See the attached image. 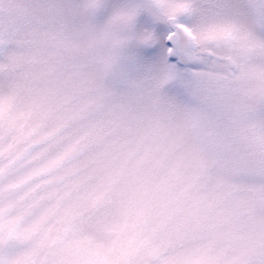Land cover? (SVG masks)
Returning <instances> with one entry per match:
<instances>
[{"label":"clouds","instance_id":"9594fccd","mask_svg":"<svg viewBox=\"0 0 264 264\" xmlns=\"http://www.w3.org/2000/svg\"><path fill=\"white\" fill-rule=\"evenodd\" d=\"M84 4L0 0V168L22 150L21 124L45 133L87 108L114 132L85 160L110 152L107 173L127 160L125 170L85 210L107 175L89 170L55 211V201L29 207L14 190L19 172L0 181V222L18 217L22 233L39 222L33 240L73 226L86 254L111 253L104 264H188L193 253L194 264H264V0H101L94 12ZM162 36L196 59H149ZM45 93L64 103L42 120L29 109ZM153 138L145 158L138 145ZM160 236L173 246L157 254L146 240Z\"/></svg>","mask_w":264,"mask_h":264},{"label":"snow or ice","instance_id":"6c2138e0","mask_svg":"<svg viewBox=\"0 0 264 264\" xmlns=\"http://www.w3.org/2000/svg\"><path fill=\"white\" fill-rule=\"evenodd\" d=\"M85 10L94 12L101 7V0H85ZM146 56L149 59H165L171 64H181L185 60H195L191 48L181 45L173 39L165 40L161 37L160 43L148 50ZM264 78V74H261ZM14 97H9L5 103L11 104ZM64 101L55 100L45 93L35 98L29 112L33 110L47 120L54 112L60 110ZM114 129L109 125L93 123L87 108L67 114L55 128L42 133L39 129L25 130L21 124L17 128V140L22 142V150H19L10 159L6 169L0 168V181L7 180L10 176L19 172H25V178L14 186L16 192L23 193V199L29 202L30 208H38L41 202L55 201L50 211H55L66 196L78 192L80 185L86 179L89 170L92 173H107L109 167H114L115 158L110 152L97 154L95 157L85 160L86 154L94 144L103 142L108 136L113 135ZM157 129L151 135H161ZM155 139L145 140L138 145L142 148L144 157L150 158L155 150ZM134 153H130V156ZM127 160L121 162L120 170L116 176L107 173L106 177L98 184L95 195L90 199L84 209L95 207L117 181V177L125 170ZM80 207V205H77ZM148 207L140 211H147ZM47 215V213H46ZM3 212L0 211V218ZM18 217L0 222V236L7 233L6 239H0V264H12V259L22 250L26 252L21 264H80L87 261L88 264H104L109 253L98 252L95 256L86 254L82 241L72 239L73 226L64 229L63 234L50 235L45 232L38 239L33 240V235L39 228V222L25 229L17 231ZM43 219V218H42ZM146 244L157 254L173 246L171 237L160 236L149 238ZM196 253L188 258V264H194Z\"/></svg>","mask_w":264,"mask_h":264}]
</instances>
